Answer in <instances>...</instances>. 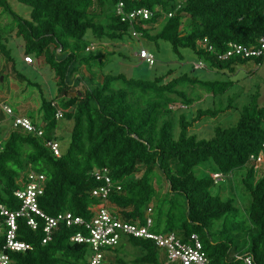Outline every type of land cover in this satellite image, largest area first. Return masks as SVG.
<instances>
[{"label": "trees", "instance_id": "1", "mask_svg": "<svg viewBox=\"0 0 264 264\" xmlns=\"http://www.w3.org/2000/svg\"><path fill=\"white\" fill-rule=\"evenodd\" d=\"M18 1L31 8L28 17L18 15L9 0H0V9L15 20L16 33L26 43L25 53L42 57L54 70L60 87L53 98L42 96L41 117L29 118L37 129H43L42 136L14 126L13 116L5 136L0 121V202L9 210L17 209L21 202L14 193L21 188L26 174L34 170L45 176L44 191L38 199L45 214L56 216L70 211L88 219L100 203L91 195L92 188L98 184L91 172L108 167L121 184L120 191L110 194L108 204L123 219L138 221L144 218L146 208L156 197L152 178L159 175L167 182L171 197L163 200L157 209L153 208L157 230L175 231L184 238L197 233L212 264H242L234 259L236 253L251 254L256 264H264V174L254 180L258 169L249 162L250 156L258 154L264 143V106H259L258 95L242 106L236 124L216 126L210 138H198L189 134L188 129L204 116H216L227 110L233 98L227 108L199 109L191 119L179 115L180 130L176 133L177 121L171 104L192 103L186 91L177 88L179 84H199L217 96L228 91L234 80H201L184 72L166 83H162L165 74L151 80L124 79L117 86L114 82L122 79L123 74L105 73L102 81L93 86L90 78L80 73V67L103 68L105 53L87 50L82 41L88 31L98 40L111 41L129 34L128 24L115 13L119 0ZM124 1L128 8L153 10V16L146 21L148 27L138 29L145 37L169 41L181 59L180 49L190 48L206 67L229 76L249 61L255 60L258 65L264 61V56H233L226 60L217 56L230 42L258 44L264 35V0ZM95 4L104 9L106 22L97 20L98 13L92 11ZM157 22L159 30L152 34ZM13 27L11 23L6 28ZM205 37L212 51L200 44ZM0 49L9 62H14L11 49L1 37ZM190 70L196 69L192 66ZM81 81L86 85L84 90L74 95L67 93L69 87ZM53 102L63 110L62 119L72 122L70 141L66 148L61 146L60 156L54 155L45 144L47 140L60 139V121L55 117L57 107ZM206 162L214 164V171L199 175L196 168ZM246 166L243 183L250 197L247 218L251 227L244 239L246 252H239L228 228L238 207L233 198L213 192L214 174L229 175ZM180 211L183 215L177 218ZM37 219L36 229L23 217L16 220L17 239L30 247L14 251L6 248L10 227L6 216L0 213V251L9 254L11 264H88L89 245L71 240L79 227L61 223L52 238L43 243L44 219ZM220 221L222 227L215 234L221 237L213 240L210 229ZM126 243L141 250L135 259L137 264H166L164 251L153 240L129 236L115 250L122 252ZM111 264H125V261L117 256Z\"/></svg>", "mask_w": 264, "mask_h": 264}, {"label": "rangeland", "instance_id": "2", "mask_svg": "<svg viewBox=\"0 0 264 264\" xmlns=\"http://www.w3.org/2000/svg\"><path fill=\"white\" fill-rule=\"evenodd\" d=\"M9 3L11 4L12 9L18 15L22 17L29 16L31 8L28 5L21 3L18 0H9ZM103 10L104 9L98 8L96 4L92 8V11L98 13L97 20L106 22L105 11ZM9 19L10 17L0 9V26L9 21ZM183 27L185 26L183 25L182 29ZM158 30L159 23L157 22L152 28L151 33L154 34ZM82 45H94L96 51L101 50L105 53L103 57V68H100L97 65L93 66L91 69H87L85 65H81L80 67V73L85 78H90L91 84L93 86L99 84L102 81L103 74L105 73L123 74L122 79L114 82L117 86L120 85V83H123L124 79L132 78L151 80L155 76H163L165 74L166 77L163 79L162 83H166L172 78L180 76L184 72L188 73L191 78L198 77L201 80L229 78L234 80L233 86L228 91L217 96H214L199 84H192L190 82L179 84L177 88L182 90L184 89L188 96L192 98V103L186 105L181 101H177L171 104V108L174 111L175 122L177 121L175 126L176 133H178L180 130L178 125L179 115L185 114L188 119H191L196 116L199 109L215 110L217 108H227L231 98H233L231 101L232 106H230L225 111H221L216 116L202 117L194 124V127L188 129V133L195 134L198 138H210L214 135V128L216 126L225 128L236 124L241 116L242 106L248 104L251 101L252 96L255 94L258 95L259 106H264V61L259 65L255 60L249 61L247 64L238 69L235 75L229 76L227 73H219L216 70L209 69L203 65L199 67L194 66L200 61L192 49L181 48V59L179 58V54L173 51L172 45L169 41L156 39L155 37L148 38L145 36H140L138 38H133L128 34L118 41H111L109 39L98 40L94 38L91 31H88L84 40L82 41ZM9 47L11 48L12 56L16 60V68L20 72L27 75L31 80L40 83L38 86L31 84L25 94L21 96H26L28 93L30 94V91H36L37 95L39 93V86H41L42 89L40 91H42L44 97H54L56 88L52 85L53 82L51 78L50 67L45 62H43L40 66V69L38 70H33L32 67L28 65H26L24 70L22 66L25 65L22 64V61L19 59V50L16 49V47L12 44H10ZM142 48H145L155 55V63L153 65L147 64L138 57V53ZM31 56L35 62V55L31 54ZM192 66H194L196 69L195 71L190 70ZM85 87L86 85L83 81H81L77 86L69 87L67 93L74 95L79 90H84ZM3 88L7 87L4 86V84L3 87L0 85V90ZM57 101L59 102V99ZM26 104L32 107L33 100ZM3 112L6 118L8 117V119L2 122V126L4 125V134L6 136L7 127H9L12 119L11 116L7 115L4 110ZM59 121V142L63 148H66L70 141L72 122L62 118L59 119ZM214 169V164L211 162H206L202 165H199L196 168V172L199 175H204L205 173H211L214 171ZM247 169L248 168L246 166L242 169L235 170L234 173L229 175L223 174L222 178L215 180V186L213 187L214 193H220L224 198H233L236 203V207H238L237 215L233 220L230 221L228 228L231 230V239L239 252H246V247H244L243 244L244 239H247V236L250 233L249 230L251 227V224L247 218L250 197L243 183V178L246 175ZM263 174L264 164L259 167L257 177L254 180ZM152 183L156 190V197L151 201L150 204L154 209H157L158 205H160L163 200L166 198L169 199L171 196L168 192L169 188L167 182L159 175H155L152 178ZM179 201L182 200L179 199ZM167 206L168 204L165 205V208H167ZM176 215V217L179 218L181 215H183V212H177ZM214 226L215 227L213 229H210V236L213 240H217L221 236L216 235L215 232L221 229V221L216 222ZM161 250L163 251V249ZM140 254L141 250L139 248L126 243L122 252L111 250V252L107 254V258H109L111 261H115L117 256H120L124 259L125 264H137L135 259ZM164 257L166 258L165 252Z\"/></svg>", "mask_w": 264, "mask_h": 264}, {"label": "built area", "instance_id": "3", "mask_svg": "<svg viewBox=\"0 0 264 264\" xmlns=\"http://www.w3.org/2000/svg\"><path fill=\"white\" fill-rule=\"evenodd\" d=\"M115 13L121 21L128 24L130 36L138 38L143 36L138 27L147 28L146 21L151 19L154 12L148 7L128 8L124 0H119L115 5ZM168 16H171V13ZM199 42L204 48L213 50L212 46L208 45L206 37ZM88 49H95V46H87ZM217 56L220 60H226L233 56L242 58L264 56V35L260 38L258 44L245 45L230 42L227 49L222 53H218ZM138 57L149 65L155 63V55L145 48L140 50ZM23 59L28 64L34 63V59L30 54H25ZM201 65L205 67L201 61L194 66L199 67ZM53 105L57 107L56 119L63 118V110L57 106L56 102H53ZM3 110L7 115L14 117V126H19L28 132H35L39 136L43 135V129H37L29 118L14 115L13 109L7 105L3 106ZM45 144L52 150L54 155L60 156L62 154V147L58 140H47ZM249 162L254 165L255 169H259L264 164V143L258 154L250 156ZM91 175L98 182L92 188L91 195L98 198L100 203L94 207L90 218L86 219L70 211L62 212L56 216H49L41 210L38 201L39 196L44 191L45 176L42 173L30 170L24 181H22L21 188L14 193L21 202L20 206L17 209L9 210L0 202V213L6 216V224L10 227L7 232L6 248L14 251H24L30 247L28 243L18 240L16 237V220L19 217L25 218L27 224L33 229L38 226L37 218H42L44 219L45 232L42 239L43 243L52 238L53 232L61 223H65L67 227H79L72 234L71 240L89 245L91 254L88 256V264H111L107 254L111 250H115L122 241H127L129 236L153 240L156 246L165 252L167 264H212L197 233L193 232L187 238H184L175 231L157 230L154 210L151 205L146 208L142 220L127 221L120 217L108 204L110 194L121 190V184L114 178L110 168H95L92 170ZM222 177L223 174L220 172L214 174L215 180ZM234 259L242 262V264H256L254 257L248 253H236ZM11 262L9 254L3 250L0 251V264H11Z\"/></svg>", "mask_w": 264, "mask_h": 264}, {"label": "crops", "instance_id": "4", "mask_svg": "<svg viewBox=\"0 0 264 264\" xmlns=\"http://www.w3.org/2000/svg\"><path fill=\"white\" fill-rule=\"evenodd\" d=\"M7 14V13H6ZM8 15V14H7ZM9 21L5 22L0 26V37L2 39V42L8 47L10 44L16 47V49L19 50V59L22 61V64L25 66H22V68L25 70L26 65L31 66L33 70L40 69V66L42 65L45 60L40 57L35 56V62L33 64H28L24 61L23 57L26 54V43L24 39L17 35L16 31V25L15 20L10 16ZM14 24V27L12 29H7L6 27L10 24ZM22 38V40H21ZM11 49V48H10ZM31 55V54H30ZM46 63V62H45ZM47 64V63H46ZM48 65V64H47ZM49 66V65H48ZM50 67V66H49ZM51 69V78L53 82V86L56 88V92L54 96L58 93V88L60 87L58 84V78L52 68ZM30 81L31 83H28ZM0 85L3 87L6 86L7 88H3L0 90V121H5L8 119L4 115L3 112V106L7 105L13 109L14 115L17 116H24L31 119H39L41 117V98L43 96L41 86H39V93L36 95V91H30V94L26 96L24 95L27 89L30 87L31 84L33 85H39L40 83L31 80L27 75L20 72L16 68V60L14 58V62H9L6 57L3 55L1 49H0ZM35 92V94H34ZM36 95V96H35ZM50 99V97H48ZM53 98V97H52ZM26 99V101H25ZM33 100L32 107L27 105L26 103ZM32 116V117H31Z\"/></svg>", "mask_w": 264, "mask_h": 264}]
</instances>
